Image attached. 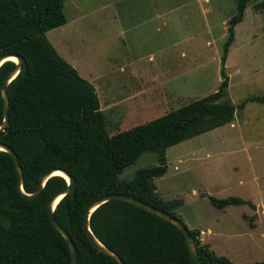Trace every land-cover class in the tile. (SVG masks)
Listing matches in <instances>:
<instances>
[{
  "label": "trees",
  "instance_id": "trees-1",
  "mask_svg": "<svg viewBox=\"0 0 264 264\" xmlns=\"http://www.w3.org/2000/svg\"><path fill=\"white\" fill-rule=\"evenodd\" d=\"M248 1L237 0L229 19L217 90L109 135L95 88L45 36L46 31L66 23L63 0H0V56L20 55L27 67L26 75L18 73L7 85L9 122L0 128V143L17 155L25 193H33L41 176L53 169L65 170L75 179L74 196H63L53 216L75 244L76 264H118L96 248L84 228V212L95 199L126 193L183 221L176 212L183 200L164 199L154 182L166 171L167 148L230 123L248 102L264 104V94L237 104L220 100L228 83L224 63L233 28L242 20ZM14 66L10 60L0 66V86ZM147 151L155 153L157 164L137 169L130 181H120L119 173ZM18 182L11 155L0 150V264H70L69 246L50 222L47 210L52 196L66 188V180L52 175L33 198L22 195ZM208 199L219 209L253 206L237 196ZM89 228L125 264H194L185 236L175 224L130 202L110 199L100 204L90 214ZM187 228L201 264H232L201 242L198 228Z\"/></svg>",
  "mask_w": 264,
  "mask_h": 264
},
{
  "label": "rangeland",
  "instance_id": "rangeland-1",
  "mask_svg": "<svg viewBox=\"0 0 264 264\" xmlns=\"http://www.w3.org/2000/svg\"><path fill=\"white\" fill-rule=\"evenodd\" d=\"M64 1V12L69 19L68 35L59 36V48L56 46L64 57L68 59L74 52L76 57L73 58L83 61L84 68H88L84 60H88L91 69L85 73L92 75H101L107 66L127 58L123 40L118 38L112 19L104 20L109 23L101 25L104 21L101 22L97 13L100 19L91 18L95 28L83 30L82 26L91 16L83 11L99 5L101 0H78L76 4L80 5L74 6L75 9L73 4ZM173 1L175 10L182 4L175 14L164 16L167 38L175 40L173 50L152 57V65L148 68L152 74L148 78L152 80L145 78L141 82L143 90L133 94L132 101L104 102L100 109L109 135L201 98L217 90L220 84L222 46L237 0ZM122 5L130 6L131 1ZM247 7L239 26L236 24L233 28L234 42L228 47L224 63L228 83L220 100L233 104L264 94V0H249ZM203 8L208 9L207 13H203ZM73 16L78 17L74 22ZM56 29L48 34L45 32L46 38L55 41ZM74 30L76 32L69 39ZM132 32H128L129 38ZM188 35L189 40L185 39ZM152 41L153 38L149 42ZM154 82L156 84H152ZM98 92L101 101L125 95L117 93L116 89L114 93H105L103 89ZM132 104L137 106L136 115ZM156 164L155 153L143 152L119 173L118 179L130 181L137 169ZM154 182L164 198L185 200L182 212L176 210L177 214L189 228L195 223L203 230L205 244H209L215 254L226 256L233 264L264 261V104L248 102L242 111L235 112L230 123L167 148L166 172L154 178ZM193 190L205 191L216 199L237 196L255 205H230L219 209L207 196H199ZM208 227L212 228L210 235L206 234Z\"/></svg>",
  "mask_w": 264,
  "mask_h": 264
},
{
  "label": "crops",
  "instance_id": "crops-1",
  "mask_svg": "<svg viewBox=\"0 0 264 264\" xmlns=\"http://www.w3.org/2000/svg\"><path fill=\"white\" fill-rule=\"evenodd\" d=\"M126 1H129V2L131 1V5L130 6L122 5ZM66 2L69 5L73 4V8L74 6L78 7L80 5V3H78V5L76 4V2H79L78 0H69V1L66 0ZM64 6H65V1L63 0V12H64ZM181 6L182 4L177 5L176 10H175L173 0H101V3L99 5H94L91 7L92 9L83 11L84 13L91 15V16L87 15L90 18L88 22L82 26L83 30L85 29L87 31H90L92 28H95L92 25L94 22H92L91 20L93 16L96 17L95 20L101 18V22L104 20H109V18L112 19V21H114L117 26L118 38L120 40H123L124 52L127 53L126 55L127 58H123L121 61L117 62L115 65L112 64V66L111 65L107 66V69L101 72L102 73L101 75L100 74L92 75V74L85 73L86 71L91 69L88 60H84L87 63L86 65L88 66V68H84L83 61L81 62L80 60L73 58V57H76L74 52H71L69 54L71 57L67 59V57H64L61 54V52L57 49L56 46H58L59 48V43L57 42L59 36H63L64 34L68 35L67 24L69 22V19L67 18L66 15H65L67 19L66 23L59 27H56L57 29L55 31L58 34L56 40L54 41L48 36H47V39L56 49L58 54L63 59L67 60V62L70 63L77 70V72L79 73L81 77H83L84 79H86L93 85V87L95 88V91L97 92V96L99 98L100 108L102 105H105L104 102L110 104L111 102H117L121 100L132 101L131 98L133 94H136L138 92L141 93V91L143 90V85L141 82H143L145 78L148 79V81L152 80L151 78H148V77H151L152 75L150 73V70L148 69L150 65H152L151 64L152 57L156 58V56H159V55L161 56L165 54L166 52L168 53V51L173 50L172 48L175 45V40L171 39L170 36L167 38V30H166L167 29V18H165L164 16L167 17L168 14L170 15L175 14L176 11L181 9ZM247 6H248V3L245 9L248 8ZM101 10L102 11L106 10V11L99 12ZM207 10H208L207 8H203V13L204 14L207 13L206 12ZM97 13L100 18L98 17ZM170 18L172 19V17ZM77 19L78 17L73 16L72 21L74 22V20L76 21ZM160 19L161 21H159ZM240 22L237 23V27L239 26ZM96 23H99V22H96ZM107 23L109 22L104 21L101 23V25L107 24ZM98 25L99 24H97V26ZM172 28L173 27H171V29ZM51 30H54V28L46 31V34L50 33ZM236 30H235V34H236ZM130 31H133L132 32L133 36L131 38H129V35H128V32ZM75 32L76 30H74L73 33L70 32L69 39H71V36L74 35ZM152 38H153V41L149 42L152 40ZM189 38L190 36L188 35L186 36L185 39L189 40ZM181 40H184V38H181ZM183 55L184 54H182V56ZM85 56L87 59H90V56H87V55ZM80 66H82L83 69L80 68ZM152 84H156V82ZM101 89H103L105 93L106 92L114 93L116 89L118 90L117 93L119 94L124 93L125 95L120 96V97L110 96L108 101L106 100L101 101V97H99V92H98ZM131 107L134 111V115H136L137 106L136 105L134 106L132 104ZM157 192H159V190ZM193 192L199 196H203V197L207 196V198L209 196L208 193L205 191L201 193L200 191L193 190ZM181 199L183 200V204L177 209V212L178 211L182 212L185 206V200L183 198ZM252 204L255 205L253 202ZM244 215L248 216V214H244ZM190 228H197L196 224L193 223V225H191ZM199 230L201 233L200 234L201 241L205 243V240L203 238V230L202 229H199ZM211 233H212V228L208 227L206 234L210 235ZM209 248H210V245H209ZM262 262L264 264V261Z\"/></svg>",
  "mask_w": 264,
  "mask_h": 264
},
{
  "label": "water",
  "instance_id": "water-1",
  "mask_svg": "<svg viewBox=\"0 0 264 264\" xmlns=\"http://www.w3.org/2000/svg\"><path fill=\"white\" fill-rule=\"evenodd\" d=\"M9 57H15L16 58V62H14L13 60H10ZM7 60H10L12 62L15 63L14 68L4 77L1 86H0V92H1V96L3 98V119L2 121H0V128L6 127L8 125L9 122V115H8V106H7V102H8V96H7V85L9 84V82L14 79L18 73H21L23 76L26 75V62L24 60L23 57H21L20 55L17 54H3L0 56V66ZM0 150L6 151L8 152L13 160V163L15 165V168L17 170L18 173V177H19V182H18V187L20 192L22 193L23 196L27 197V198H33L35 196H37L42 187L45 184V181L51 177L52 175H60L61 174H54L55 171H60L62 172L65 176H62L66 182H67V186L66 188H64L63 190H60L58 192H56L51 200L48 203L47 206V210H48V217L50 222L52 223V225L61 233V235L64 237V239L66 240L69 249H70V264H76V247L75 244L73 243V241L71 240L70 236L66 233V231L59 225V223L55 220L54 216H53V211L55 209L56 204L58 203V201L65 196L66 194H70L72 197L74 196V192H75V186H76V181L75 179L69 175L65 170L62 169H53L50 172L44 173L41 178H40V183L37 186L36 190L31 193H25L22 189V185H21V179H22V170L21 167L18 163V159H17V155L13 152L12 149H10L7 145L0 143ZM58 198V200L55 202V204L53 203L55 201V199ZM110 199H120V200H124L127 202H130L132 204H134L135 206H138L152 214H155L165 220L170 221L171 223L175 224L178 229L183 233V235L185 236L186 239V243H187V247L189 250V254L190 257L193 261L194 264H201L196 250H195V245H194V240L192 235L190 234L187 226L185 225V223L183 221H181L179 218L171 215L170 213L161 210L159 208H156L140 199L135 198L134 196L130 195V194H126V193H120V192H114V193H108L105 194L97 199H95L85 210L84 212V216H83V224H84V228L86 230V233L88 235V238L92 241V243L96 246L97 249H99L100 251L104 252L105 254L111 256L112 258H114L118 264H125L123 262V260L113 251L109 250L106 246H104L92 233V231L89 228V217L90 214L92 213V211L94 209H96V207H98L100 204L110 200Z\"/></svg>",
  "mask_w": 264,
  "mask_h": 264
},
{
  "label": "bare ground",
  "instance_id": "bare-ground-1",
  "mask_svg": "<svg viewBox=\"0 0 264 264\" xmlns=\"http://www.w3.org/2000/svg\"><path fill=\"white\" fill-rule=\"evenodd\" d=\"M10 60H13L14 62H16V58L15 57H9ZM54 174H61L62 176H65L62 172L60 171H55ZM59 197H57L55 199V201L53 202L55 204V202L58 200Z\"/></svg>",
  "mask_w": 264,
  "mask_h": 264
}]
</instances>
